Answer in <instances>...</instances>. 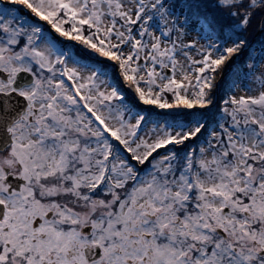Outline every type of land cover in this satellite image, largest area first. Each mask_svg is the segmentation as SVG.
<instances>
[{"label":"snow or ice","instance_id":"1","mask_svg":"<svg viewBox=\"0 0 264 264\" xmlns=\"http://www.w3.org/2000/svg\"><path fill=\"white\" fill-rule=\"evenodd\" d=\"M0 264H264V0H0Z\"/></svg>","mask_w":264,"mask_h":264}]
</instances>
